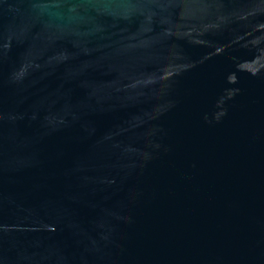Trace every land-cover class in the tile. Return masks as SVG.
Here are the masks:
<instances>
[{
	"label": "water",
	"instance_id": "1",
	"mask_svg": "<svg viewBox=\"0 0 264 264\" xmlns=\"http://www.w3.org/2000/svg\"><path fill=\"white\" fill-rule=\"evenodd\" d=\"M0 264H264V0H0Z\"/></svg>",
	"mask_w": 264,
	"mask_h": 264
}]
</instances>
